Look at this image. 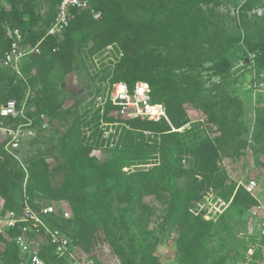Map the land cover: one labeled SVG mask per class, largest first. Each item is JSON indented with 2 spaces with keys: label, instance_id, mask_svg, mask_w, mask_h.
Instances as JSON below:
<instances>
[{
  "label": "trees",
  "instance_id": "1",
  "mask_svg": "<svg viewBox=\"0 0 264 264\" xmlns=\"http://www.w3.org/2000/svg\"><path fill=\"white\" fill-rule=\"evenodd\" d=\"M3 1L10 8L5 7ZM39 1L0 0V105L10 99L16 100L18 106L25 101V114L34 120L32 127L37 130L34 139L48 131V127L42 128L41 114L48 117V122L69 123L60 137L64 158L60 167L65 169L64 180L51 197L68 200L72 218L57 216L52 219L53 225L67 231L83 250H88L103 233L121 264H161L154 254L156 245L143 251L140 259L135 260L117 234L118 221L126 225L129 210L135 213L134 221L140 229L148 227L155 210L146 201L147 197L153 196L159 202L168 199L166 187L157 176V173H170L168 164H164L163 169L154 166L132 174L124 171L133 134L150 131L160 134L164 162L168 161L173 144L179 152L192 157V181L173 199L170 197L169 223L181 234V264H206L210 255L208 241L216 222L205 219L202 214L195 215L192 209L204 199L207 189H221L224 197L231 198L232 208L251 209L257 204V199L243 187L237 188L235 183L227 185L228 175L220 166L222 156L245 155L248 146L237 125L236 114L230 111L240 99L223 85H215V93L207 94L198 76L201 65L212 61L214 72L228 77L233 67L229 49L241 35L226 36L219 27L207 31L212 14H207L202 4L216 0H91L90 9L74 10L63 39L48 37L42 44L43 53L23 62L22 77L19 78L16 72L2 65L9 45L7 27H19L32 43L43 37L56 16L59 0H42L47 5L44 15L39 12ZM92 9L100 12L99 18L94 17ZM245 42L254 53L255 69L264 70V26L259 24L251 30L246 27ZM110 45L115 46L120 55L110 82L125 81L131 89L138 80L148 83L153 102L165 105L172 125L164 119L125 120L121 147L112 150L110 160L100 162L92 153L95 147L104 143L98 140V135L102 134L101 116L97 113L89 116L88 104H82L87 94L78 93L74 103L64 107L53 73L58 71L63 77L82 60L83 50L93 57ZM94 80L91 78L89 84ZM187 103L200 108L206 115L207 124H215L218 132L213 138L206 136L194 147H185L178 131L190 121ZM113 108L111 104L107 105L103 116L106 122L114 121ZM2 121L13 122L11 127H15L27 120L18 116L1 118ZM86 126L93 128L90 136L83 132ZM49 170V162L41 157L30 160L26 166H19L17 158L6 152L4 141L0 140V197L4 201V211L21 208L17 192L23 188L24 180L30 188L48 183ZM108 181L112 185L109 186ZM130 187L135 188L133 199L128 197ZM113 193L120 203L130 202L128 206L118 208L122 210L120 215L115 212ZM28 194L32 205L38 208L40 201L29 190ZM0 239L5 243L0 254L3 264H20V253L14 241L1 234ZM226 263V256H220L215 262Z\"/></svg>",
  "mask_w": 264,
  "mask_h": 264
},
{
  "label": "rangeland",
  "instance_id": "2",
  "mask_svg": "<svg viewBox=\"0 0 264 264\" xmlns=\"http://www.w3.org/2000/svg\"><path fill=\"white\" fill-rule=\"evenodd\" d=\"M3 5L10 8L6 1H3ZM202 8L207 14H212V21L208 23L207 31L212 32L213 29L219 27L226 36L241 35V39L234 42L229 49L228 54L233 62V67L228 77L225 78L216 74L212 69V61L203 63L198 74L204 83L203 87L207 94L215 93V85H223L229 93L240 99V103L232 105L230 111L236 114L237 125L242 137L248 141V146L245 148V155L222 156L220 166L228 175L227 185L235 183L237 187L239 180L256 178L260 184L257 195L261 200H264V70L258 71L255 69L254 53L249 51L245 42L246 27L251 30L259 24L264 26V0H216V2L202 4ZM38 9L40 14L44 15L47 10L46 3L40 0ZM119 56L116 47L113 45L108 46L93 57H89L83 50L82 60L74 65L72 71L63 77L60 72L55 71L53 78L60 88V99L63 106L72 105L78 93L87 94L82 104L89 102L93 98L97 87H104V84L110 82V77L113 75V69ZM105 76L108 77L104 80ZM18 77L22 76L18 75ZM93 77L94 82L89 84L90 79ZM16 79L19 81L18 78ZM102 79L103 82H101ZM185 106L190 121L178 129L185 147H194L206 136L213 138L217 135V126L207 124L206 115L200 108L190 103ZM115 120L116 123L105 125L107 131L104 136L103 133L98 135V140L104 141V143L100 147H95L92 154L100 162L110 160L112 150L120 148L122 145L126 130L125 120L120 115H117ZM12 125L13 122H0V140H3L6 136L3 128ZM68 126L69 123L53 120L49 122L48 131L40 137L36 139L28 136L24 137L17 159V163L21 167L26 166L30 160L40 157L49 162V182L30 188L27 186V181L24 180L23 188L26 185L27 191H31L34 198L40 201L42 205L54 204L59 211H71L68 200L63 198L54 200L51 197L60 188L64 180L65 169L60 167L64 162L60 137ZM83 132L86 136H90L93 128L86 126ZM110 142H113L114 145L110 146ZM160 144V134L150 131H143V133L136 131L132 136L130 154L128 157L125 156L126 166L124 171L127 174H132L154 166L163 169V165L168 164L169 174L157 173V176L162 179L166 187L167 194H169L168 199L159 202L153 196L147 197L146 201L155 210L148 227L145 230H142L144 228L140 229L134 221L135 213L129 210L130 218L126 225L118 221L117 234L135 260L140 259L143 251L156 245L154 254L161 264H181L179 252L181 234L169 223L170 197L173 199L175 194H179L188 188L189 183L192 181L190 175L192 157L188 153L179 152L176 149V144H173L174 149H172L168 161L164 162ZM179 158H181V161L178 160ZM247 164L252 166V169L244 174L241 170ZM107 183L109 186L112 185L110 181ZM23 188L17 192L18 197L21 195ZM90 188H93V186ZM207 191L214 195V200L220 199L229 205L221 214L222 216L220 215L221 218L219 216L214 221L216 225L208 241L210 255L206 264H215L220 256L227 257L226 264H260L255 260H249L246 256L247 247L257 232L256 221L250 209L240 210L230 207L231 198L224 197L221 194V189L208 188ZM112 195L115 212L120 215L122 210L118 208L128 206L130 202L120 203L116 193ZM134 196L135 188L130 187L128 197L133 199ZM4 248L5 243L0 239V254ZM84 250L87 255L94 257L100 264L122 262L111 249L103 233H100L99 238L89 245L88 250Z\"/></svg>",
  "mask_w": 264,
  "mask_h": 264
},
{
  "label": "built area",
  "instance_id": "3",
  "mask_svg": "<svg viewBox=\"0 0 264 264\" xmlns=\"http://www.w3.org/2000/svg\"><path fill=\"white\" fill-rule=\"evenodd\" d=\"M90 8L91 0H59L54 20L47 27L44 36L35 43L30 42L19 27L8 26L6 38L9 45L4 52L2 65L22 76L23 62L35 55H41L42 44L48 37L63 39L74 10L82 11ZM91 11L95 18L100 17V12L93 9ZM53 50L56 51V48ZM25 103L24 101L18 106L16 100L10 99L6 104L0 105V119L21 116L27 120L15 127L3 128L6 132L2 140L4 149L17 159L19 158L17 150L20 149L24 137H34L37 134L36 128L32 127L34 120L25 114ZM84 104H88L89 116L93 113L101 116L99 127L103 136L107 131L105 125L116 123L117 115L122 116L124 120L140 118L160 121L164 119L171 124L165 105L153 102L151 87L142 80H138L132 89L125 81L108 82L95 92L89 102ZM108 104L114 107L111 112L115 118L113 122H106L103 117ZM40 117L42 128L48 127V117L45 114H41ZM172 129L176 130L173 126ZM113 145V142H110V146ZM25 186L19 196L21 203L19 210L4 211V201L0 197V234L14 241L20 253V264H100L94 257L87 255L67 231L58 225H53L52 219L57 216L71 219V211H59L54 204H40L38 208H35ZM239 187H243L257 199V204L250 209L256 221L257 232L247 247L246 256L251 261L255 260L264 264V201L257 195L260 184L256 178H250L239 180L237 188ZM207 194L204 199L196 203L192 211L195 215L202 214L205 219L215 221L229 204L220 199L214 200V195L210 192ZM0 264H3L1 257Z\"/></svg>",
  "mask_w": 264,
  "mask_h": 264
},
{
  "label": "crops",
  "instance_id": "4",
  "mask_svg": "<svg viewBox=\"0 0 264 264\" xmlns=\"http://www.w3.org/2000/svg\"><path fill=\"white\" fill-rule=\"evenodd\" d=\"M251 167L252 166H250V165L247 164V166H245V167L242 168V170H241L242 173L245 174L246 172H249V170L252 169ZM262 201H264V200H262Z\"/></svg>",
  "mask_w": 264,
  "mask_h": 264
}]
</instances>
